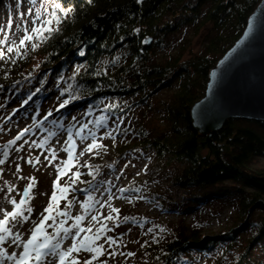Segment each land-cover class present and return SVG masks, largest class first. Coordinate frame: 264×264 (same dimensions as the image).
Listing matches in <instances>:
<instances>
[{
    "label": "trees",
    "instance_id": "obj_1",
    "mask_svg": "<svg viewBox=\"0 0 264 264\" xmlns=\"http://www.w3.org/2000/svg\"><path fill=\"white\" fill-rule=\"evenodd\" d=\"M261 1L49 0L52 17L60 18L51 27L58 31L43 43L33 41L39 47H31L23 60L21 71L28 73L13 85L11 98L21 96L27 110L56 97L60 104L52 116L58 120L85 109V116L96 115V125L102 127L108 119L128 118V101L135 99L134 107L143 108L162 89L176 86L165 116L169 129L151 139L144 129L120 125L117 130L124 138L113 145L120 147L115 156L121 160L128 152L142 150L166 168L182 166L177 185L214 188L209 197L237 202L238 211L234 227L220 236L184 230L168 241L144 242L141 256L149 264H179L194 255L209 256L213 247L221 253L210 264H264V170L252 167L257 158H264V122L231 119L207 145L189 116L204 96L210 71L241 38ZM207 26L217 35L203 54L178 57L165 65L152 62L156 50L168 47V36ZM65 100L69 103L60 108ZM66 197L63 208L71 201L68 192ZM246 235V249L234 254Z\"/></svg>",
    "mask_w": 264,
    "mask_h": 264
},
{
    "label": "rangeland",
    "instance_id": "obj_2",
    "mask_svg": "<svg viewBox=\"0 0 264 264\" xmlns=\"http://www.w3.org/2000/svg\"><path fill=\"white\" fill-rule=\"evenodd\" d=\"M51 4L54 6L52 2L49 3V0H35L34 3L32 0H0V51L5 53V58L0 59V86H2L0 87V160H5L3 164H0V209L12 211L13 205L9 199L15 198L17 201L21 199L29 183L28 178L35 177L37 181L32 190L33 212H25L31 219L22 225H10L13 231L22 233L25 240L30 238L32 222L39 220L40 213L49 203L54 190V181L58 177L57 168L68 159V153L64 149L68 147L66 142L69 136L77 144L75 151L78 159L73 162L71 171L66 176L60 177V185L69 186V199L74 201L71 214L72 216L83 214L82 203H91L92 208L82 226L92 225L95 231L100 225L91 221V216L96 215L99 220L108 225L109 229H112L107 232V235L116 240V243L111 245L105 239L99 241L105 245L108 252L114 251L116 254L101 256L99 261H94L93 264H102L104 260H107V264H149V259L141 256L144 254L141 244L146 241L149 244L154 243L153 239L168 241L184 230L199 231L204 236L210 237L220 236L221 233L232 229L236 224L237 202L227 201L217 196L209 197L208 194L216 190L214 188L201 191L195 188L185 189L177 185L175 179L180 176L182 166H175L174 169L172 166L166 168L163 166L164 162L157 161L151 154L142 150L128 152L127 157L121 160L115 156L114 150L120 147L113 149V145L122 143L124 138L119 136L117 130L120 125L133 126L139 130L138 132L144 129L148 138L151 139L162 137L163 133L169 129L165 116L168 107L174 102L173 94L176 92V86L162 89L160 93L149 99L148 104L143 108L134 107L135 99L128 101L125 106H131L128 118L108 119L102 127L96 125L99 122L95 119L96 115L85 116V109L72 111L65 121L56 119L57 115L48 116L45 120L44 117L49 112L55 113L58 110L60 101L56 97L30 105L27 110L25 109L26 100L21 96L17 99H23V102L13 101L10 91L13 85L17 81H22L28 73L26 70L21 71V66L25 63L23 60L26 59L27 51L31 49L33 42L20 45V41L42 21L48 19L55 21L52 17L54 8ZM29 9H32L31 15ZM37 10L42 15L34 25ZM216 35L217 31L211 26L201 27L199 30L196 27H187L176 35L168 36L166 40L168 47L156 50L152 62L165 65L178 57L190 59L193 55H201ZM17 46H19V52L25 55H18ZM9 48H13V51L8 52ZM84 125H87V128H84ZM25 129L29 131L24 132ZM81 129H83L82 132ZM112 130H116L114 141L111 138L100 139L104 137L105 132ZM21 133L24 135L17 140ZM93 133L97 137V142L106 146V151L99 150L98 155L95 150L79 155L87 144L91 143ZM81 135L88 139L81 142ZM130 138L135 142V137L130 136ZM12 141L15 143H10ZM5 146H7L6 149ZM4 150L9 153L6 159L2 154ZM53 150L57 153L56 159H52ZM37 159L38 164L35 163ZM29 160L33 163H28ZM85 163L88 167L83 166ZM18 166L19 170H17ZM252 167L258 171L264 170V158H257ZM76 172L81 175L73 184L69 177ZM226 183L230 186L234 185L229 181ZM8 185H11L14 190L9 192ZM120 189H133V191L122 193ZM89 197H92L91 201ZM63 202H65L64 199H61V209H63L61 206ZM109 204L112 208L120 210L117 220L119 227H116L112 221L104 219L111 212ZM111 215L117 216L114 212H111ZM124 217L133 219L123 223L121 221ZM256 217H258L257 214L254 219ZM0 219H3V211H0ZM72 223L73 221L69 219L66 226L70 227ZM150 228L151 232H149ZM54 230L55 227L48 229L49 232ZM248 240L249 237L244 236L234 254H239L246 249ZM71 243L72 240L69 238L62 242V247L67 248ZM2 247L9 253L13 251L19 253L22 250L10 241ZM210 252L209 256L204 255L199 258L198 255H194L191 259L181 260L179 264H210L214 258L220 257L221 250L213 247ZM128 253L133 255L129 256ZM79 258L83 264V260L89 258V254L81 253ZM49 262L58 264L55 257H49ZM4 264H14V262L5 260Z\"/></svg>",
    "mask_w": 264,
    "mask_h": 264
},
{
    "label": "snow or ice",
    "instance_id": "obj_3",
    "mask_svg": "<svg viewBox=\"0 0 264 264\" xmlns=\"http://www.w3.org/2000/svg\"><path fill=\"white\" fill-rule=\"evenodd\" d=\"M34 3L35 0H32ZM59 7V5H57ZM63 10V9H62ZM67 11H71L68 9ZM29 14H32V9H29ZM23 15V14H22ZM41 12L39 10L35 13V19L33 21L34 25L36 21L40 19ZM55 22L58 24L60 22V18L56 17ZM53 24L52 19H48L42 21L38 25L34 26L31 29V33L25 35L24 38L20 41V45H25L27 42L38 40L40 43L45 42L53 31H58V28H53L51 25ZM27 31V29H25ZM47 33V35H46ZM148 43L147 40L144 41ZM31 47L36 49L39 47V43H32ZM18 55L23 56L24 53L19 52V46L16 48ZM13 48H9L8 52H12ZM5 58V53L0 51V59ZM15 61H13L14 63ZM7 78V77H5ZM2 87V86H0ZM63 94V93H62ZM27 103V101H25ZM69 103L68 100H65L61 103L60 108H64ZM52 113L49 112L44 119L47 120L48 116H51ZM101 126L102 122H101ZM87 128V125L83 126ZM29 129H25L24 132H28ZM83 129H81V132ZM114 131H107L104 134L103 138H111L113 141L115 140ZM24 133H21L16 139L19 140ZM80 135V133H78ZM88 138L81 135V142H84ZM10 143H15L12 141ZM47 143V140H45ZM68 147L64 149L68 153V159L63 161L61 166L57 168L58 177L54 181V190L50 197L49 203L47 207H45L44 211L40 213V218L38 221L32 222V227L30 228V238L25 240L23 238L22 233L14 232L13 227L10 225H22L24 223H28L31 219L30 215H26L27 213H32L33 208L31 207V200L34 199L32 195V190L36 186L37 181L35 177H30L29 183L27 184L24 192L22 193V198L17 201L15 198H10L9 202L13 205L12 211H3V219H0V264H4V261H13L14 264H50L49 257H55L58 260V264H81V260L79 258L81 253H88L89 258H85L83 260V264H93L94 261H99L101 256L111 255L114 256L116 253L108 252L103 243H99L101 239H105L106 242L111 245L115 244L116 240L113 237L108 236L107 232L111 231L107 224H104L101 220L98 219L96 215L91 216V221L96 222L100 225L97 227L95 231H93V226L89 225L88 227H83L82 223L86 219L89 211L92 208L91 203H82L81 207L83 209V214L72 216L71 208L73 207L74 201H67L65 207L61 209L60 201L61 199L67 200L66 193L69 190V186L66 184L65 186L60 185V177L66 176L68 172L71 171V168L74 166V161L78 159L76 154L77 144L75 140L69 136L68 141L66 142ZM7 146H5L6 149ZM96 151V154H99V150H105L106 146L102 143L97 142V137L95 134H92L91 143L87 144V146L79 153V155H84L85 153H91ZM3 156L5 159L8 157L9 153L7 150L3 151ZM57 153L55 150L52 151V159H56ZM5 160H0V164H3ZM28 163H33V161L29 160ZM35 163H39L37 159ZM88 167L85 163L83 165ZM19 170V166L17 168ZM81 174L76 172L73 176H70L69 179L72 180V183L75 184L76 180L79 179ZM14 189L11 185H8V191L11 192ZM120 191H133V189H120ZM135 191H139V189H135ZM92 200V197H89V201ZM111 209V212L117 214L116 217L109 215L104 217L105 220L112 221L116 224V227H119L118 208H112L111 205H108ZM59 218V219H58ZM69 219L73 221L70 227L66 226L68 224ZM130 219L129 217H124L121 222L126 223ZM51 221V223H49ZM55 227L53 232H49V228ZM163 231V229H161ZM152 229H149L151 232ZM71 238L72 243L67 248L62 247V242ZM10 241L11 244L17 245L22 248V250L17 253L13 251L11 253L8 252L6 248L2 246ZM127 255L131 256L133 253H128ZM102 264H107V260H104Z\"/></svg>",
    "mask_w": 264,
    "mask_h": 264
},
{
    "label": "water",
    "instance_id": "obj_4",
    "mask_svg": "<svg viewBox=\"0 0 264 264\" xmlns=\"http://www.w3.org/2000/svg\"><path fill=\"white\" fill-rule=\"evenodd\" d=\"M204 94L189 116L207 145L231 119L264 122V0L241 38L210 71Z\"/></svg>",
    "mask_w": 264,
    "mask_h": 264
},
{
    "label": "bare ground",
    "instance_id": "obj_5",
    "mask_svg": "<svg viewBox=\"0 0 264 264\" xmlns=\"http://www.w3.org/2000/svg\"><path fill=\"white\" fill-rule=\"evenodd\" d=\"M67 118H68V117H67ZM67 118H65L64 121H65ZM62 122H63V121H62Z\"/></svg>",
    "mask_w": 264,
    "mask_h": 264
}]
</instances>
